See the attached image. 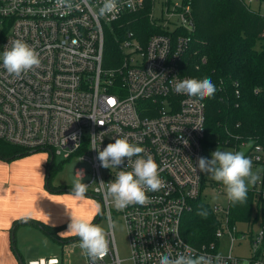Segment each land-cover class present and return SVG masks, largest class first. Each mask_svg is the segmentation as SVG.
<instances>
[{"label": "built area", "instance_id": "built-area-1", "mask_svg": "<svg viewBox=\"0 0 264 264\" xmlns=\"http://www.w3.org/2000/svg\"><path fill=\"white\" fill-rule=\"evenodd\" d=\"M240 1L250 7L259 0ZM68 2L70 7H61L56 0H0V56L11 41L20 39L41 61L38 69L16 78L0 60V140L26 151L47 150L53 160L55 155L76 159L74 177L98 197L100 214L107 216L109 226L114 212L122 219L131 264H158L161 254L175 258L186 247L196 256L222 255V264H264L263 216L255 232L251 220L247 230L239 232L231 224L228 201L210 209L217 225L209 241L192 244L181 235L184 217L202 201L205 182L223 193L222 185L197 167L198 159L205 157L206 99L174 90L183 79L200 80L184 68L193 28L190 0H118L114 16L99 14L102 0ZM205 59L202 55L197 61ZM234 93L239 94L238 82ZM118 137L142 147L141 155L151 154L160 166L166 186L148 192L150 202L143 206L117 210L106 193L119 171H131L127 158L111 169L97 159L98 151ZM234 139L240 140L216 146L232 147L235 152L248 145L244 154L261 177L249 188L258 218L264 211V166L257 168L264 164V145L238 135ZM225 232L232 243L238 234L248 235L246 256L234 254L232 247L227 253L219 252L218 239ZM106 234L108 254L95 262L88 256L87 264H121L112 227ZM27 264L64 263L49 257Z\"/></svg>", "mask_w": 264, "mask_h": 264}, {"label": "trees", "instance_id": "trees-1", "mask_svg": "<svg viewBox=\"0 0 264 264\" xmlns=\"http://www.w3.org/2000/svg\"><path fill=\"white\" fill-rule=\"evenodd\" d=\"M190 3L193 28L184 57V68L199 79L210 78L217 89L212 97L205 98V158L210 157L217 142H238L240 139L235 140V135L243 139H257L264 145V15L240 0H190ZM134 26L139 27L137 23ZM202 55L206 59L200 63L197 60ZM196 64H199L198 68ZM235 82H238V95L234 93ZM28 154L31 153L0 140L1 158L13 160ZM57 169L54 160L50 162L49 157L46 162L47 180ZM72 187L59 186L54 189L61 192L67 188L69 190L65 191L72 192ZM247 195V202L243 205L230 204L231 222L251 220L254 197L250 191ZM201 205L206 209L207 205L195 203L181 226L182 237L192 244L209 241L217 225L211 210L207 218L197 214ZM99 216L100 211L91 223L96 224ZM28 222L64 242L75 239L59 236L57 230L61 226L53 229L38 221ZM21 223L15 222L13 228ZM194 223L202 229H192Z\"/></svg>", "mask_w": 264, "mask_h": 264}, {"label": "clouds", "instance_id": "clouds-1", "mask_svg": "<svg viewBox=\"0 0 264 264\" xmlns=\"http://www.w3.org/2000/svg\"><path fill=\"white\" fill-rule=\"evenodd\" d=\"M56 3L61 7H70L68 0H56ZM117 5L118 0H102L99 14L114 16L118 11ZM10 44L0 56L2 67L10 76L21 78L40 67L39 54L26 42L16 39ZM174 90L177 94L203 100L212 97L217 89L212 80L206 77L200 80L188 78L178 81ZM144 151L142 147L130 143L127 138L119 137L114 143H109L103 150L98 151L97 159L104 168H118L125 158L131 166V171H119L114 181L108 183L106 193L114 201L117 210H123L130 205L143 206L150 202L148 192H158L166 186L160 177V166L151 154H147L146 158L141 155ZM133 157L137 158L133 161ZM197 167L200 172L222 185L227 201L233 206L246 203L249 188L261 180L260 170L253 172V161L241 151L217 149L212 152L211 159L200 157ZM87 187L88 185L77 182L73 185L71 194L84 197ZM197 214L207 218L208 211L201 205ZM70 216L68 229L80 238L81 249L92 261L102 260L109 252L105 229L83 218L71 214ZM110 227L114 228L115 224ZM222 260V255L196 256L193 249L186 247L185 251L178 253L175 258L161 254L158 264H222Z\"/></svg>", "mask_w": 264, "mask_h": 264}, {"label": "crops", "instance_id": "crops-1", "mask_svg": "<svg viewBox=\"0 0 264 264\" xmlns=\"http://www.w3.org/2000/svg\"><path fill=\"white\" fill-rule=\"evenodd\" d=\"M21 157H0V264H27L49 257L63 261L62 250L55 255L54 245L64 241L28 221H38L49 228L61 224L64 227L67 211L61 198L71 191H55L54 187L67 185L53 184L51 177L47 180L45 166L35 167ZM18 221L22 223L13 228Z\"/></svg>", "mask_w": 264, "mask_h": 264}, {"label": "rangeland", "instance_id": "rangeland-1", "mask_svg": "<svg viewBox=\"0 0 264 264\" xmlns=\"http://www.w3.org/2000/svg\"><path fill=\"white\" fill-rule=\"evenodd\" d=\"M163 1V0H162ZM165 1V0H164ZM179 1L182 0H171ZM260 3V7H258V4ZM259 3L253 2L250 4V8L254 10L260 11L261 15H264V0H261ZM161 4L156 8V15L160 12ZM173 23L176 22V18L171 20ZM159 23H163V21H160ZM172 29L173 24L169 25ZM0 55H1V39H0ZM248 145L240 146L241 152H244L246 150L245 147ZM219 149L221 151H233L234 149L232 147H226V146H216L215 151ZM50 154L47 150H38L34 153L22 156L21 158H25V162L30 163L31 165L37 167V166H45L46 168V162L49 159ZM78 164L76 159H70V160H64L62 156L55 155L54 157V165L58 167L57 170H54L52 176H51V182L53 184H59V185H67V186H73L75 183L80 182L77 178L74 177V167ZM264 164L257 166V168L263 169ZM34 167V168H35ZM88 178L84 179L83 181H86ZM223 193H218L215 186H211L210 182L207 180L205 182V186L203 187V196H202V204H205L209 207V209L206 206V209L208 210V213H210V209L214 206V204L218 203L220 205H224L226 203V193L224 192L222 188ZM62 203L66 207L67 211V224L63 226V224L59 225L61 226L58 230V235L61 237H67V238H74L73 240L69 242H55V255H59L62 250L63 254V263L65 264H86L88 261V255L84 250L80 247V238H76V235L69 231L68 225L71 222V215L83 218L88 221H92L97 214L100 211V201L96 195H93L91 193L86 192V195L84 197H75L71 194V192H68L63 199L61 198ZM204 205V206H205ZM88 216H90V219H88ZM190 215H188L189 217ZM264 218V211L259 213V216L257 218L256 212L252 213L251 216V230L252 232H255L261 223V218ZM192 215L190 216V218ZM65 222V223H66ZM115 224V227L112 228L114 240L116 244L117 254L119 258L121 259V264H131L129 260V243L127 238V233L125 230L124 223L122 222V219L114 212L112 215V224ZM111 224V225H112ZM232 225H234L239 232H244L247 230V224L248 221H234L231 222ZM96 225L101 226L105 229V232L109 230L110 226L108 223L107 216L105 214H100L99 220L97 221ZM192 229H202L200 228V225L198 224H192ZM193 230V231H194ZM62 240V239H59ZM63 241V240H62ZM219 245L218 250L220 253H227L229 249L232 247L231 251L238 255V256H246L248 254L249 249V237L248 235H241L238 234L235 241L230 240V236L227 232H225L224 235L220 236L219 239ZM245 264V263H244Z\"/></svg>", "mask_w": 264, "mask_h": 264}, {"label": "water", "instance_id": "water-1", "mask_svg": "<svg viewBox=\"0 0 264 264\" xmlns=\"http://www.w3.org/2000/svg\"><path fill=\"white\" fill-rule=\"evenodd\" d=\"M191 24H193V22L191 21ZM28 152H30V153H32V152H35V150H32V151H28ZM52 160H53V155H52V153H50V162H52ZM64 190H69V189H64ZM70 190H72V189H70Z\"/></svg>", "mask_w": 264, "mask_h": 264}]
</instances>
